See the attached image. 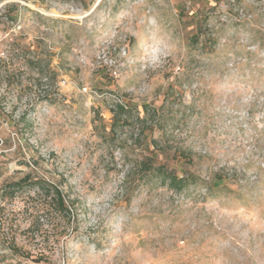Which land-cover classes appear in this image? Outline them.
Masks as SVG:
<instances>
[{
  "label": "rangeland",
  "instance_id": "obj_1",
  "mask_svg": "<svg viewBox=\"0 0 264 264\" xmlns=\"http://www.w3.org/2000/svg\"><path fill=\"white\" fill-rule=\"evenodd\" d=\"M0 264H264V0H0Z\"/></svg>",
  "mask_w": 264,
  "mask_h": 264
},
{
  "label": "trees",
  "instance_id": "obj_2",
  "mask_svg": "<svg viewBox=\"0 0 264 264\" xmlns=\"http://www.w3.org/2000/svg\"><path fill=\"white\" fill-rule=\"evenodd\" d=\"M127 111H128V108L126 106L122 104L116 105L115 110L112 111V119L115 121L117 120V118H121L123 115H125V113H127ZM145 164L146 162H143V165ZM154 171L159 176L161 185H167L168 188L173 189L174 191H177V192L185 189L186 186L192 181V180L190 181V179H193L192 175H190L189 178H186V177L179 178L174 174L172 170L169 171L163 166H157L154 169ZM221 182L222 180L218 179L216 182V185H218ZM24 183H27L28 188L30 189L37 188V189L44 190V188L40 186L41 183L38 180L33 181L31 176L29 175H26L25 177L21 178L17 182L10 184L8 187L14 190L15 192V191H19L20 189H22V185ZM50 188L47 190H44L46 193V196L52 195L51 199L55 201V206L57 210H59V212H62L66 215H69V209L66 206L64 196L62 195V193L57 188H52V190ZM12 250L14 253L16 254L18 253L17 248H15L14 246H12ZM35 261L41 262L42 258H38Z\"/></svg>",
  "mask_w": 264,
  "mask_h": 264
}]
</instances>
